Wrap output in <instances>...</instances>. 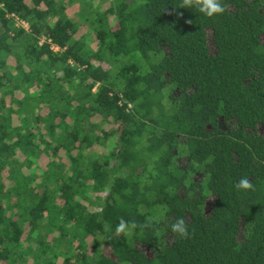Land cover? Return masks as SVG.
<instances>
[{"label":"trees","instance_id":"obj_1","mask_svg":"<svg viewBox=\"0 0 264 264\" xmlns=\"http://www.w3.org/2000/svg\"><path fill=\"white\" fill-rule=\"evenodd\" d=\"M0 2V264H264V0Z\"/></svg>","mask_w":264,"mask_h":264},{"label":"clouds","instance_id":"obj_2","mask_svg":"<svg viewBox=\"0 0 264 264\" xmlns=\"http://www.w3.org/2000/svg\"><path fill=\"white\" fill-rule=\"evenodd\" d=\"M196 7L199 12L205 14L208 17H213L216 14H221L225 11L220 3V0H182L180 8ZM175 11V10H173ZM173 12H169L172 15ZM177 16H183L182 12H175ZM186 23H191V20H187ZM237 189L249 190L253 189V185L247 178H242L237 184ZM172 232L177 233L180 237H187L188 230L184 219H179L172 224ZM118 232H124L126 235H130V229L126 230L125 223L122 221L117 228Z\"/></svg>","mask_w":264,"mask_h":264},{"label":"built area","instance_id":"obj_3","mask_svg":"<svg viewBox=\"0 0 264 264\" xmlns=\"http://www.w3.org/2000/svg\"><path fill=\"white\" fill-rule=\"evenodd\" d=\"M1 4V2H0ZM9 15L14 16V22L18 25H22L23 27L27 28V22L25 20H23L22 18L18 17L17 15H14V13L10 12ZM51 47H53V49H56L57 46L55 45H51Z\"/></svg>","mask_w":264,"mask_h":264},{"label":"rangeland","instance_id":"obj_4","mask_svg":"<svg viewBox=\"0 0 264 264\" xmlns=\"http://www.w3.org/2000/svg\"><path fill=\"white\" fill-rule=\"evenodd\" d=\"M142 249H143V251H145L146 253L151 251L149 248H146V247H142Z\"/></svg>","mask_w":264,"mask_h":264}]
</instances>
